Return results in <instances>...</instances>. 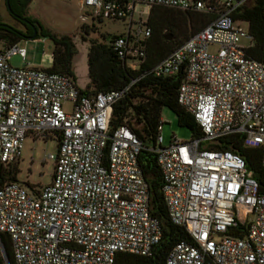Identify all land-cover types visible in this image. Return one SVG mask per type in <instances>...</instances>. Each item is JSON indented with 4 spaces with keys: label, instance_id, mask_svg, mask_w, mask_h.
Instances as JSON below:
<instances>
[{
    "label": "built area",
    "instance_id": "built-area-1",
    "mask_svg": "<svg viewBox=\"0 0 264 264\" xmlns=\"http://www.w3.org/2000/svg\"><path fill=\"white\" fill-rule=\"evenodd\" d=\"M248 1H78L82 22H125L107 45L130 70L146 59L150 7L211 15L141 70L180 75L176 103L200 130L186 141L172 136L167 146L161 122L147 144L125 124L108 126L128 85L82 93L67 74L11 65L8 59L22 60L24 48L19 41L0 44V167L18 160L26 135L56 141L55 153L46 155L53 162L48 183L0 185V233L9 239L12 264H125L116 253L148 256L160 226L137 163L141 149L154 155L168 219L188 236L170 246L163 264H264V191L239 154L215 146L237 134L243 146L259 150L264 169V60L246 54L247 23L233 18Z\"/></svg>",
    "mask_w": 264,
    "mask_h": 264
},
{
    "label": "trees",
    "instance_id": "trees-1",
    "mask_svg": "<svg viewBox=\"0 0 264 264\" xmlns=\"http://www.w3.org/2000/svg\"><path fill=\"white\" fill-rule=\"evenodd\" d=\"M27 2L28 0H7L10 9V12L7 11L8 14L22 26V29L0 21V44L7 46L20 39L29 38L34 30V38L46 36L52 42L51 63L46 70L67 74L75 80L70 67L75 52L71 38L66 34L57 35L51 32L38 20L26 15ZM210 18V14L150 7L146 17V23L151 31L146 45V59L137 70L125 67L106 43L91 40L86 52L88 81L80 92H106L128 85L124 95L111 107L108 126L114 128L125 124L143 144L151 142L155 127L160 122L158 113L163 106L174 113L179 126H184L189 130L190 137H199L200 130L191 115L185 112L175 100L180 75L153 77L150 74L141 76L140 73L143 68L149 67L165 56L190 33L206 24ZM233 18L244 20L247 23V31L251 36L252 44L245 49L246 54L263 61L264 0H249L233 13ZM188 24L190 27L187 28ZM162 29L168 31L161 33ZM167 33L171 36L169 40L163 38ZM215 146L239 154L246 168L251 170L260 190L264 191V169L259 164L257 148L243 146L237 134H229L220 138ZM137 163L146 182L150 214L158 220L160 226V237L148 256L118 252L115 258L118 262L125 264H163V257L170 246L178 240L187 239L188 236L182 227L172 224L166 215L160 194V172L153 153L141 149L137 155ZM16 172L17 167L12 164L0 167V185L6 181L16 180ZM0 244L9 264H12L9 239L5 234L0 233ZM0 264H4L1 253Z\"/></svg>",
    "mask_w": 264,
    "mask_h": 264
},
{
    "label": "rangeland",
    "instance_id": "rangeland-1",
    "mask_svg": "<svg viewBox=\"0 0 264 264\" xmlns=\"http://www.w3.org/2000/svg\"><path fill=\"white\" fill-rule=\"evenodd\" d=\"M79 0H28L25 14L38 20L51 32L60 35H68L74 45L70 67L75 76V82L79 87L87 83L86 52L91 40L107 44L110 35L121 33L125 29V22L110 19H86L80 21L78 16L82 13L78 7ZM144 18V17H143ZM0 21L15 28L22 26L7 12L3 0H0ZM190 27L188 24L187 28ZM167 29H162L164 33ZM151 34V31H150ZM171 38V37H170ZM18 45L24 48L22 60L17 56H11L8 62L18 66L26 63L30 66L47 68L51 63L52 42L46 37L20 39ZM67 107L68 105L65 104ZM161 122L159 134L161 144L167 146L173 136L179 140L190 138L189 130L179 126L174 113L166 107H161L158 113ZM56 151V141L51 137L31 139L24 136L19 158L12 165L17 167L16 180L32 185H44L49 182L53 169V162L46 155Z\"/></svg>",
    "mask_w": 264,
    "mask_h": 264
},
{
    "label": "water",
    "instance_id": "water-1",
    "mask_svg": "<svg viewBox=\"0 0 264 264\" xmlns=\"http://www.w3.org/2000/svg\"><path fill=\"white\" fill-rule=\"evenodd\" d=\"M4 3H5L6 10H7L8 12H10V9H9V7H8V3H7V0H4ZM22 21H25V20L22 19ZM34 37H35V31L33 30V32L31 33V35L29 36V38H32V39H33ZM170 37H171V36H170L169 33H167V34H165V35L163 36V38L166 39V40H169ZM0 253H1V256H2V258H3V260H4V264H9L8 259H7L6 255H5V253H4V250H3L2 246H1V244H0Z\"/></svg>",
    "mask_w": 264,
    "mask_h": 264
},
{
    "label": "crops",
    "instance_id": "crops-1",
    "mask_svg": "<svg viewBox=\"0 0 264 264\" xmlns=\"http://www.w3.org/2000/svg\"><path fill=\"white\" fill-rule=\"evenodd\" d=\"M86 84V83H85ZM82 88V87H81Z\"/></svg>",
    "mask_w": 264,
    "mask_h": 264
}]
</instances>
